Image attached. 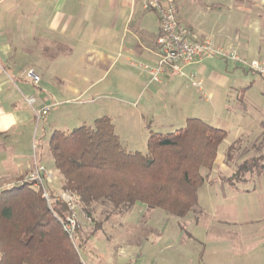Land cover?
Wrapping results in <instances>:
<instances>
[{
  "label": "rangeland",
  "instance_id": "374dc122",
  "mask_svg": "<svg viewBox=\"0 0 264 264\" xmlns=\"http://www.w3.org/2000/svg\"><path fill=\"white\" fill-rule=\"evenodd\" d=\"M231 12L220 13L224 20L227 16L240 14L233 9ZM215 19L218 23L221 17ZM256 25L251 26L255 37L264 33L263 25L260 22ZM255 60L261 61L262 58ZM200 63L205 70L203 74L195 75L202 81L200 90L190 85L187 73L168 85L162 76L160 82L163 85L153 84L157 91L152 98L143 95L142 99L130 100L134 107L120 103L116 106L114 100L122 94L117 90L96 89L97 93L80 100L63 92L48 102L49 112L33 122L30 133L35 149L32 153L29 149L27 157L32 158L38 167L53 173L54 179L47 186L52 195L64 192L60 190L59 177L51 169L48 141L53 131L69 133L82 126L92 127L95 119L111 115L124 150L141 154L146 153V140L151 133H172L182 128L189 118L199 119L227 133L226 139L218 146L212 170L204 171L206 182L197 192L198 207L188 217L167 216L159 210L150 211L138 205L126 212L113 213L109 206L99 203L93 205L88 217L81 212L80 204L76 230L79 225L82 238L86 239L95 224L102 222L100 230L87 238L83 250L79 249L84 264H203L204 259L200 260L203 245L249 244V232H255V236L246 256L240 260L264 264V172L259 176L246 174L245 182L234 186L230 199L221 195L218 185L222 178L233 173L236 165L264 154V76L217 56ZM200 63L190 66L191 69L195 70ZM128 70L143 71L138 66ZM212 74L216 75L215 78ZM67 79L71 81V78ZM112 79L113 75H108L102 84H109ZM139 91L137 88L136 94ZM139 115L142 126L141 122L137 123ZM230 145L234 146L233 158L227 162L225 156ZM34 154H41L39 163ZM30 167L32 169L25 178L34 170V165ZM206 183L211 185L210 188ZM6 184L11 187L14 183ZM6 186H0V190ZM236 188L242 192H254L242 195L235 192ZM106 212L112 214L103 221ZM253 219L258 222L249 224L248 221ZM76 230L73 242L77 245ZM217 230L221 231L223 240H215ZM214 259L221 264L234 263L231 250L215 255Z\"/></svg>",
  "mask_w": 264,
  "mask_h": 264
},
{
  "label": "crops",
  "instance_id": "0c3cea01",
  "mask_svg": "<svg viewBox=\"0 0 264 264\" xmlns=\"http://www.w3.org/2000/svg\"><path fill=\"white\" fill-rule=\"evenodd\" d=\"M174 3L179 23L199 39H211L224 50L232 48L242 59L264 60V33L255 37L251 30L257 22L264 27V0ZM231 9L240 12L239 16L230 15L224 20L220 12ZM216 16L221 17L218 23ZM159 36L156 14L144 9L137 0H0V186H6V182L15 184L30 173L34 160L27 157L28 151L35 149L30 133L32 124L38 121L36 114L49 107L48 102L58 93L68 92L80 100L97 93L96 89H112L122 93L114 100L116 106L120 103L131 107L135 106L132 98H152L157 90L149 83L147 74L130 72L128 68L155 63ZM200 65L195 70L187 67L185 74H203L205 70ZM27 70H33L40 78L38 85L25 78ZM108 75H113V79L102 84ZM163 77L168 85L179 76ZM137 88L140 91L136 94ZM28 97L34 99L32 105L27 104ZM140 115L137 123L142 121ZM105 117L111 119L119 138L111 115ZM33 156H37L39 163L41 154ZM51 169L54 170L53 163ZM218 185L221 195L230 199L235 187L225 185L223 180ZM235 192L244 195L254 190L242 192L236 188ZM254 222L257 219L248 221ZM215 232V240L224 239L221 231ZM254 234L249 232V244L245 245L207 243L202 246L200 260L204 259L203 264H221L214 256L231 250L233 264H252L240 257L246 256Z\"/></svg>",
  "mask_w": 264,
  "mask_h": 264
},
{
  "label": "trees",
  "instance_id": "16d2710c",
  "mask_svg": "<svg viewBox=\"0 0 264 264\" xmlns=\"http://www.w3.org/2000/svg\"><path fill=\"white\" fill-rule=\"evenodd\" d=\"M226 137L224 130L189 118L172 133H151L145 154L127 152L111 119L104 116L95 119L92 127L53 131L48 144L60 190L76 194L86 216L99 203L113 213L139 205L183 219L197 209V192L206 182L204 171L212 170L218 146ZM233 150L230 145L227 162L232 161ZM263 172L264 154L244 160L222 180L234 187L245 182L246 174ZM19 181L0 190V264H84L79 249L102 222L86 239L78 225L76 245L59 221L67 215L65 207L53 204L50 209L33 182ZM111 212L105 213L103 221Z\"/></svg>",
  "mask_w": 264,
  "mask_h": 264
},
{
  "label": "built area",
  "instance_id": "2783aa9c",
  "mask_svg": "<svg viewBox=\"0 0 264 264\" xmlns=\"http://www.w3.org/2000/svg\"><path fill=\"white\" fill-rule=\"evenodd\" d=\"M141 2L146 10L156 14L159 23L160 36L157 39L156 61L153 65H139L149 77V83L159 84L162 76H185V69L189 66L200 63L204 59L221 57L223 59L240 64L250 71L264 76V61L251 60L246 63L240 59L232 48L226 50L215 46L211 39H199L191 30L177 20L174 0H137ZM132 66H135L132 64ZM25 78L32 85H38L40 78L33 70L25 72ZM187 80L194 88L201 89L202 82L197 80L194 74H189ZM27 104L32 105L34 99H25ZM49 107H44L37 114V119L45 116ZM54 179L53 173L34 163V170L27 178L20 180L18 184L33 182L35 189L40 190L41 197L51 209L53 204L64 206L67 215L59 218L63 231L73 240L77 227V210L80 207L79 197L69 191L52 195L47 186Z\"/></svg>",
  "mask_w": 264,
  "mask_h": 264
}]
</instances>
